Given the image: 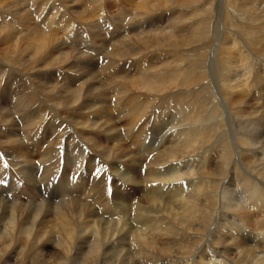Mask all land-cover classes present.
<instances>
[{
	"label": "rangeland",
	"instance_id": "1",
	"mask_svg": "<svg viewBox=\"0 0 264 264\" xmlns=\"http://www.w3.org/2000/svg\"><path fill=\"white\" fill-rule=\"evenodd\" d=\"M161 1L160 2L158 0H155V2L150 0H115V1L114 0H64V1L63 0H1L0 1V21H1L0 22L1 24L0 25V51H1L0 52V76H1L0 77V92H1L0 93V153L3 154L2 151L7 150L8 148H16L18 144L17 145L14 144L19 141L24 143L25 144L24 147H26V151H29L26 154L29 155L30 159L32 160L34 159L33 162H31L32 163L31 166L33 168H36V170H34L32 173L28 172V176L30 177L32 183L35 184L37 183L36 186L37 185L38 186L36 187V189L39 190V193H37V190H35V188L29 186L28 183L21 178L20 168L18 169L14 167L11 168L9 175L8 167H7L6 175L5 176L2 175V181L6 182L12 178V180H14L17 183V187H15L14 189L15 191H13L12 196H10L9 194L6 193H10L12 188L7 186L3 187L0 184L1 186L0 197H1V193H3L4 191V193L7 196L5 194H3V196H5L6 198L9 197L11 200H13V202H15L18 205L29 204V202L42 203V205H45L42 202L43 200L44 202H49V204L51 205V207L46 206L48 208V211H50L45 215L46 217L44 216L42 217V219H39L35 223V225L31 226L30 231L27 229L28 240L26 245L28 246L25 248L26 253L24 252V255L26 254L24 258L26 257V259L23 258L26 264H38V262L39 264H59L61 261L67 262L70 259L73 260L72 258L74 257H72L73 254L72 251L75 250V247H71V246H76L77 243H71V245L69 243L70 245L69 251L71 252L68 253L69 247L68 248L63 247L64 249L63 250L62 247H59L55 244L57 241V238H55V234H56L55 232L51 231L50 233H48L47 231V234H44L46 230H48L49 227L51 226L52 221H54L56 217L61 214V211L63 215L66 214V216L64 215L65 217L72 218L75 214H77V212L75 211L79 210V208L74 206L81 207L82 206L81 204H83L84 201L86 200L85 201L86 204L84 203L83 204L84 206H82L85 207L87 206L89 200H91L92 198H94L92 199L94 202L101 200H103L102 203L104 202V200L106 202L107 199L105 198L106 196H111L110 192L113 194V196L117 193L123 194V196L125 197L124 200L126 202V205L128 203L132 204L139 202L138 203L139 205L143 204L142 207L147 208L149 206L146 197L144 196V192L150 189V187H148L147 185L145 186L144 184L145 183L144 179L148 178V176L145 175L148 169L146 165V159H147L146 155L148 154L145 152L144 149H146V147L149 145V141L152 137L156 136L155 137L156 139L157 137H161L163 135L162 132L164 131L162 130H164L163 128L168 125V122L171 120V118H169V113L163 114V112H161L160 115H158L159 113L152 114L149 109L148 110L145 109L143 112L138 111L137 115L130 113L128 101L132 97L135 98L138 97V100H140L141 99L140 96L142 95L140 89H138V93H137L131 91L128 86H125L126 82L130 81L129 79H131L135 73L141 72L140 70L142 71L147 70V72L151 74L157 73L160 71V68L163 65H165V62L161 63L163 60L167 61L171 66L174 65V63H176L177 65L176 67H181L180 69L183 71L184 76L185 77L188 76L190 78L192 82V86L190 87L191 92L193 90H196L197 94L201 95L199 99L201 100V102L203 101V105L205 103L204 110L201 112L202 115H206L207 113H208L207 115H209L210 113H213L212 110L216 111L218 108L216 103L220 102L219 101L220 97H222L221 99L224 100L227 104V101L225 99V90L221 88L222 86L220 82L216 83L220 90L217 89V86H214L215 83L213 76L219 75L221 73L217 65L218 58L222 57V55L225 54L226 52H230L229 60L231 62L229 60L228 62H230L232 65L230 66L227 74L228 77L227 82L230 81L232 83L233 82L236 83L243 78L242 67L236 64V62L239 60L241 62V58L237 52V48L240 46L250 47V45L252 44V42H250L251 38L248 37V35H246L247 34L246 30L248 28L251 29L253 28L256 30L257 29L256 27H260L262 20L260 19L258 21V15H257L258 12H254L251 10H250L251 13L248 12V10L247 11L244 10L242 12L238 9L243 7L242 5L244 4L243 1L228 0L226 7H224L223 5L220 16L216 18L215 1L213 0H197L195 1L194 4L189 3L190 1L187 3L185 1L184 3L183 2L184 0L182 1L179 0L178 2H176L177 0L176 1L163 0L164 2ZM143 2L151 6V8L149 6L150 12L149 11H148L149 13L138 12V15H135L134 8H136L138 3H143ZM179 2L182 4H180ZM162 3H164V5ZM225 3L226 1L224 0L223 4ZM179 4L180 7H177V5ZM184 5H186L185 8ZM100 6L102 8H100ZM105 7H109L110 10L109 8H107L108 10L106 11ZM123 7H125V9H123ZM89 9L90 11L91 10L92 11L89 12ZM66 10L68 11L66 12ZM93 10L95 11L93 12ZM178 10L180 12H178ZM92 13H94L95 15ZM65 14L67 15V17ZM101 14H103L104 17L101 16ZM187 14H189L192 17H190ZM50 15L52 17H50ZM93 15L96 18L97 17L100 18L95 19ZM80 16L82 18H80ZM85 16L87 21L89 20L88 22H86V19L84 18ZM88 17L91 18V20ZM50 18L51 21H49ZM179 18H181L182 20ZM197 19L198 21H196ZM138 20L140 22H138ZM175 20L178 22H175ZM82 22H86V23H82ZM132 22L133 23L136 22L135 24L147 22L148 26L146 27L144 25V29L138 30L139 26L133 28L131 26ZM24 23L26 26H24ZM175 23L177 24V26ZM101 25H103L104 27ZM51 26L54 27L52 28ZM178 26L180 29L178 28ZM170 27H177L178 31L173 36L168 37L169 39L168 41H166V37H159V41L161 43L160 46H156V44L152 43L149 39L145 38L146 35L138 36V38L136 37L137 34L144 35L146 33L150 35L151 34L164 35L165 33H160V32H166V31L168 32ZM187 28L189 29V31ZM41 30L42 31L45 30L44 31L45 33L42 32ZM90 31H92L93 34ZM65 32L67 34H65ZM108 33L109 34L112 33V34L106 36V34ZM259 33L258 34L255 33L256 38L260 39L261 40L260 42L264 43L263 40L264 33L261 32ZM125 34L127 36V38H125V46L120 48L118 43L113 42L112 40L116 41L118 37L120 36L122 37V35ZM40 36L42 37V39L45 40V43H49L48 44L49 48L47 46V49L45 51L39 50L38 52V46L40 40H42ZM31 37H36V38L32 39ZM121 37L118 40H120ZM181 38L183 40H181ZM111 41L113 44H111ZM143 41L146 42L142 43ZM225 41L227 43H225ZM238 43L240 44V46H238L239 45ZM253 44L251 45L250 48L254 49L255 46ZM57 46L59 48H57ZM128 46L131 47L132 49L138 48V64L134 65L133 62L134 59H129V57L119 56L118 58L117 54L128 56V52H126V49H129ZM113 47L115 50L113 49ZM110 48H112L113 51ZM215 50H217L216 55L212 53V51L215 52ZM39 53H41L40 56ZM244 55H246V53H244ZM33 57L34 60H32ZM106 57L108 59H106ZM36 59L37 60L39 59L38 62L35 61ZM263 60L264 58L261 59V61L256 60L254 62H251L250 65L251 64L252 65L250 66V68L252 69L258 68L260 72H262L264 68ZM211 64L214 65L212 66ZM214 67L216 68V73H217L216 75L214 74L215 71ZM195 78L196 80H192ZM18 79L20 80V82L18 81ZM228 86L229 85L227 84L225 88L227 89ZM262 87L263 89L256 91L254 90L252 91L251 89L248 90L249 94L247 97H249V99L248 101L246 99L245 103H246V107L250 108V110L247 112L252 113V116L257 115L256 118L254 117V119L259 118L261 120H264V99H263L264 83L262 84ZM180 89L181 88L178 87L176 91L178 92ZM221 89H223L222 93H221ZM236 89L238 90V88ZM75 90L81 91L78 103L71 102V100L73 101L75 97L73 93V91ZM123 90H129V91L128 92L126 91V94H123ZM183 90L184 89H182V91ZM228 91L229 89H227V93ZM22 92L24 94L23 103L25 105L23 103L21 107L17 104L13 105L15 104L13 103L15 97L16 99L18 97H21ZM26 92L30 94H34L35 101L33 102V104H27L25 102L24 98H26ZM230 97L232 102L236 103L235 104L236 106H234L236 107V110L238 108L243 109L244 106H240L241 105L240 102L242 101L241 97H239L235 93H231ZM259 98L262 99L261 103L258 100ZM216 99L218 100L216 101ZM138 104H142V101H138ZM35 108L36 111H34ZM254 110H256V113H253ZM89 115L91 116L89 117ZM129 118L132 119L131 120L132 122L129 121L130 120ZM28 120H32L33 123L27 124L26 122ZM99 121L103 123L100 124ZM111 122L113 123V125ZM217 122H220V124L218 128V136H216V139L218 140L220 139L219 143L221 147L222 146L225 147V142L227 141L225 139L227 134V128L224 125L225 121H223L221 117H214L211 120V124ZM101 126L102 129L100 130ZM126 126L128 129L126 128ZM263 127H259V128H263ZM215 129H217V127H215ZM225 131L226 133H224ZM237 131H240V129L237 128ZM96 140L98 141L97 142L98 144L96 143ZM56 141L62 143L59 144ZM76 141L78 142V145H80L79 144L80 142H84L87 144V147H85L86 149L84 152L85 154L84 160L86 163H83L84 165L82 167V174H81L83 177L80 180L81 182L78 184V185H82L84 192L82 193L79 192L82 195L81 196L82 198L80 197L81 199L79 197H77L78 199L75 198L76 193H72L74 195L72 199H70L71 197H67V196L60 199V200H67L66 202L70 201V203L71 202L73 203H71V205L70 203H65L69 205L58 207L61 211L58 208L55 210L54 207L52 208L53 204H51L50 202V201L53 202V200L48 199L51 197L47 196L46 191L47 192L58 191L59 187L53 188L51 186L52 185L51 183H50L51 185L49 184L47 187L45 185L41 186L40 182L43 180L42 171L44 170L43 169L44 167L42 168L41 171L38 160H40L41 157L54 159L51 161L54 162V164L57 161V163L55 164L57 170L56 169L55 170L59 172L61 171L63 172L65 167L66 168L65 174L67 175L70 172H73L74 168L73 166H69V164H67L66 159L68 157L62 156L60 153L65 151L70 153V149H72L74 152L75 149L74 145H77ZM120 143L122 144V147ZM139 145L141 147H138ZM11 153L12 152H8V156ZM21 153L22 151L20 152V154ZM112 158L114 161L112 160ZM68 159L71 160V162L74 164L72 158H68ZM75 161L78 163L76 159ZM186 170L187 168L183 169L184 172ZM118 176H124V179L120 181V179H118L119 178ZM57 180H55V182ZM58 184H61V180L58 182ZM40 193H42L43 195ZM72 194L70 196H73ZM99 194L101 196H99ZM6 198L0 200V203L6 202V205H2L4 213L5 212L7 213V206L9 205L8 204L9 202L6 201ZM110 198L111 200L116 201V199L115 198L113 199L112 196ZM10 206L11 204L9 205V207ZM44 208L43 210L47 212ZM89 208L91 209V207ZM11 211L12 210L9 209V214H11ZM44 211L43 213H45ZM6 213L4 217L7 215ZM56 213H58V215H55ZM89 214L88 215L85 214L86 217L85 220L90 219ZM15 215L17 216V221H18L17 225L20 224V226H23L25 224V227L30 226L27 225L29 221H26L24 215L19 217L17 211H15ZM254 224L255 223L252 222L248 226L254 227ZM128 226H130V224H128ZM76 227H78V225ZM82 230L83 229H81V231ZM58 239L64 242L63 239L61 238ZM69 242H72V240ZM78 258H81V256H79ZM14 263H15L14 260L8 262V264H14Z\"/></svg>",
	"mask_w": 264,
	"mask_h": 264
},
{
	"label": "bare ground",
	"instance_id": "2",
	"mask_svg": "<svg viewBox=\"0 0 264 264\" xmlns=\"http://www.w3.org/2000/svg\"><path fill=\"white\" fill-rule=\"evenodd\" d=\"M150 1L155 2V0H150ZM158 1L160 2L161 0ZM178 1L179 0H177L176 2ZM185 1L186 3L190 1L189 3L194 4L195 1L197 0H184L183 2L185 3ZM213 1H215V12H216L215 16L216 18H218L221 14L223 5L224 7H226L228 0H225L226 1L225 4H223L224 0H213ZM241 1H243L244 4H242L243 7H241L238 10L242 12L244 10L245 11L248 10V12H250V10L254 12H258L257 13L258 21L261 19L262 22L260 24V27H256L257 28L256 30L253 28L252 29L248 28L246 30L247 32L246 35H248V37L252 39V40L250 39V42H252V44L254 43L253 45L255 46L256 50L255 48L254 49L250 48L252 44L250 45V47L247 46L241 47L240 44L238 43L239 44L238 46L240 47L237 48V52L240 55L241 62L239 60L236 62V64L240 65L242 67V70L244 71V73L242 71L243 78L241 80L239 79L240 81L236 83L234 82L232 83L230 81L227 82L228 79L227 74L230 66L232 65L230 63L231 61L229 60L230 52H226L225 54L222 55V57L218 58V62H217L218 64L217 63L216 64L218 65V69L221 72L219 75H216L217 73H216V68H215L216 64H215L214 74L216 76H213L215 83L214 86H217V89H219L216 83L220 82L222 86L221 88L225 90V99L227 101V104L224 100L221 99L222 97L219 96L220 97L219 101L221 102L222 100V102L216 103V105L218 106L217 110L216 111L212 110L213 113H210L209 115H207L208 113L206 115H202L201 112L204 110L205 103L203 105V101L201 102V100L199 99L201 95L197 94L196 90H193L191 92L190 87L192 86V82L190 78L188 76L186 77L184 76L183 71L180 69L181 67H176L177 66L176 63H174L175 65L174 67V65L171 66L165 60L161 62V63L165 62V65H163L160 68L159 72L151 74L147 72V70H143V71L140 70L141 72L135 73L134 76L131 79H129L130 81L126 82L125 86H128L131 91L138 93V89H140V91L142 92V95L140 96L141 97L140 100H138V97L136 98L132 97L128 101L130 113L137 115L138 111L143 112L145 109L147 110L149 109L152 114L159 113L158 115H160L161 112H163V114L169 113V118H171V120L168 122V125L163 128L164 130L161 129L162 131H164L162 132L163 135L161 137H157L156 139H155L156 136L152 137L149 141V145L146 147V149H144L145 152L148 154L146 155L147 156L146 165L148 167L147 169L148 175L147 172L145 173V175L148 176V178L144 179L145 180L144 184L145 186L147 185L148 187H150V189L144 192V196L146 197V200L149 204L147 208L142 207L143 204L142 205L140 204L141 205L140 206L138 204L139 202L132 204L128 203L126 205V202L124 200L125 197L123 196V194L117 193L113 196V194L110 192V195L112 196L113 199L115 198L116 201L111 200L110 198L111 196H106L105 199H107V201L105 202L104 200L103 203H102L103 200L94 202L92 200L94 198H92L91 200H89L87 206L82 207L84 206L83 205L84 203L86 204L85 202L86 200H85L84 203L81 204L82 206L80 205L81 207L74 206L79 208L78 211L77 210L75 211L77 212L78 216L77 214H75L72 218L65 217L66 214H64L65 215L64 216L62 211L58 207L69 205L65 203H70V201L66 202L67 200H60V199L66 196L71 197L70 199H72L74 197L72 193H76L75 198L78 199L77 197L80 198L82 196L79 192L81 193L84 192L82 185H78V184L81 182L80 180L83 177L81 174H82V167L84 165L83 163H86L84 160L85 157L84 152L86 149L85 147H87V144L84 142H80L79 143L80 145H78V142L76 141L77 145H74L75 147L74 152L72 149H70V153L66 151L60 153L62 156H67L68 158H72L74 162L73 164L71 160H69L68 158L66 159L67 164H69V166H73L74 168L73 172H70L67 175L65 174L66 171L65 167L63 172L56 171L57 169L55 167V164L57 163V161L54 164V162L51 161L54 159L43 158L39 155L41 159L38 160V163L41 168V171L42 168L44 167L43 168L44 170L42 171L43 180L39 182L41 186L45 185L47 187L51 183L52 185L51 184L50 185L53 188L59 187L58 191H54V192L46 191V194L47 196L51 197L48 199L53 200V202L50 201L51 204H53L52 208L54 207L55 210L58 208L61 211L60 215H58V213L55 214L58 216L54 221L51 220L52 224L48 230L45 229L46 232L44 234H47V231L48 233H50L51 231L55 232L56 233L55 238H57L55 244L59 247H62V249L63 247H67V248L69 247L68 253L71 252L69 251L71 243H77L76 246H71V247H75V250L72 251L73 252L72 257H74L72 258L73 260L70 259L67 262L61 261L59 264H264V127H263L264 120H261L259 118L254 119V117L256 118L257 115L252 116V113H248L247 111H249L250 108L246 107V103H245V100L247 99L248 101L249 99V97H247L249 94L248 90L251 89L252 91L253 90L256 91L263 89L262 84L264 83V68L262 72H260L258 68H254V69L250 68V66L252 65V64L250 65V63L256 60L261 61V59L264 58V43L260 42L261 40L256 38V34H258L259 32L264 33V0H241ZM162 4L164 5V3ZM180 4L177 5V7H180ZM149 6H150L149 4H145L144 2L138 3L136 8H134V14L138 15V12L147 13L149 11ZM185 6L186 5H184V8ZM109 7H105L106 11L108 10L107 8ZM100 8L102 7L100 6ZM123 9H125V7H123ZM179 10L178 12H180ZM67 11L68 10H66V12ZM91 11L89 9V12ZM94 11L95 10H93V12ZM103 14H101V16H103ZM50 17L52 16L50 15ZM80 18L82 17L80 16ZM84 18L86 19V16ZM91 18L89 19L91 20ZM97 18L99 19L100 17ZM97 18L95 17V19ZM176 20L175 22H178ZM49 21H51V18ZM88 21L86 19V22ZM196 21H198V19ZM86 22H82V23H86ZM138 22L140 21L138 20ZM135 23L136 22L134 23L132 22L131 26L133 28L139 26L138 30L144 29V25L146 27L148 26L147 22L137 23V24ZM24 26H26L25 23ZM178 28L170 27L169 31L168 32L166 31L167 33L160 32V33H165L164 35L161 34L150 35L146 33L144 35L137 34L136 37L138 38V36L146 35L145 38L149 39L152 43L156 44V46H160L161 43L159 41V37H166V41H168L169 40L168 37L173 36L178 31ZM90 32L92 33V31ZM65 34L67 33L65 32ZM111 34L108 33L106 34V36ZM120 37H118V39ZM31 38L35 39L36 37H31ZM125 38H127L126 34L122 35L120 40L117 39L116 41L115 40L112 41L118 43V45L121 48L125 46ZM181 40L183 39L181 38ZM112 41L111 44H113ZM146 41H143L142 43H145ZM225 43L227 42L225 41ZM48 44L49 43H45L44 39L40 40L38 46V52L39 50L45 51L47 49V46L49 48ZM57 48L59 47L57 46ZM128 48L129 49H126V52H128V56L117 54L118 58L119 56L129 57V59H134L133 61L134 65L138 64V48L132 49L129 46ZM216 52L217 50H215V52L212 51V53L215 55L217 54ZM244 53H246V55H244ZM40 54L41 53H39V56ZM106 59L108 58L106 57ZM32 60H34V57ZM38 60L36 59L35 61L38 62ZM228 60L230 62H228ZM192 80H196V78ZM18 81L20 82L19 79ZM227 84L229 85L227 87V89H229L228 93H227V89L225 88ZM178 87H180L181 89L177 92L176 90L178 89ZM235 87L238 88V90ZM182 89L184 90L182 91ZM223 89H221V93ZM126 91L128 92L129 90H123V94H126ZM73 93L75 97L73 101L71 100V102L78 103L81 91L75 90L73 91ZM231 93H235L242 98V101L240 102L241 103L240 106H244L243 109L238 108L236 110V107H234L236 106L235 105L236 103H233L230 97ZM23 97L24 94L22 92L21 97H18L17 99L15 97L13 102L15 104L13 105L17 104L21 107L22 103L24 102ZM24 99L27 104H33V102L35 101L34 94H30L28 92H26V98ZM217 100L218 99H216V101ZM258 100L261 103L262 99L259 98ZM138 101H142V104H138ZM34 111H36V108ZM253 113H256V110H254ZM90 116L91 115H89V117ZM214 117H221L223 121H225L224 125L227 128V134L225 138L227 141L225 142V147L223 146L221 147L219 143L220 139L219 140L216 139V136H218V128L220 122L211 124V120ZM129 119L127 120L129 121L132 120L131 118ZM26 123L31 124L33 123V121L28 120ZM102 123L100 122V124ZM215 127H217V129H215ZM259 127H263V128H259ZM237 128H239L240 131H237ZM101 129L102 126L100 130ZM224 133H226V131ZM56 142L59 143L58 141ZM97 142L98 141L96 140V143ZM17 144L18 146L16 148H8L7 150L2 151V153L5 156L0 153V184H5L7 187L12 188L11 192L9 191L10 193H6L9 194L10 196H12V192L15 191L14 189L15 187H17V183L14 180H12V178L6 182L2 181V175L3 176L6 175L7 167H8L9 175L11 168L13 167L16 169L20 168L21 178L24 181H26L29 186L35 188V190H37L36 187L38 186V185L36 186L37 183L36 184L32 183L30 177L28 176V172L32 173L34 170H36V168H33L31 166L32 165L31 162H33L34 159L33 160L30 159L29 155L26 154L29 151H26V147H24L25 146L24 143L19 141L14 145ZM138 147L141 146L139 145ZM21 151L22 153L20 154ZM8 152H12V153L8 156ZM75 159L78 161V163L75 161ZM184 168H187L185 172L183 171ZM118 177L120 181L124 179V176H118ZM55 180L57 181L55 182ZM60 180H61V184H58ZM37 193H39V190H37ZM3 194H5L4 191L3 193H1L0 200L6 198L5 196H3ZM71 194L73 196H70ZM99 196L101 195L99 194ZM6 201L9 202L8 204L9 205L11 204V206L10 207L9 205L7 206V213L5 212L7 215L5 217H4L5 213L2 205H6V202L5 203L1 202L2 204L0 203V223H1L0 224V264H8V262L12 260L15 261L14 264H26L24 262V259H26V257L24 258V256L26 255V254L24 255V252H25V248L28 246L26 245L28 240L27 229L30 231L31 226L35 225V223L39 219H42V217H44L48 212H50L48 211V208L46 206L51 207V205L49 204V202H44V200L42 202L45 205H42V203H32V202H29V204H25V205H18L15 202H13V200H11L9 197L6 198ZM89 207H91V209ZM43 208L47 212H45ZM9 209L12 210L11 214H9ZM42 210L45 213H43ZM15 211L18 212L19 217H21L22 215L25 216L26 221H29V223H27V225H30L29 227H25V224L23 226H20V224L17 225L18 221H17V216L15 215ZM85 214L86 215L89 214L90 216V219L88 220L86 219L87 221L85 220L86 218ZM252 222L255 223L254 227L248 226ZM76 224L78 225V227H76L77 226ZM128 224H130V226H128ZM81 229L83 230L81 231ZM58 238L63 239L64 242H62ZM71 240L72 242H69ZM79 256H81V258H78Z\"/></svg>",
	"mask_w": 264,
	"mask_h": 264
}]
</instances>
